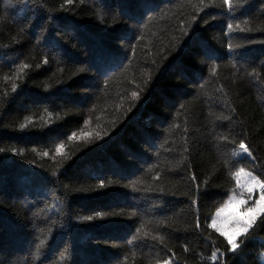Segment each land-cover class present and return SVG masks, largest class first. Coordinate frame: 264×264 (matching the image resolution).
I'll return each instance as SVG.
<instances>
[{"label":"trees","instance_id":"1","mask_svg":"<svg viewBox=\"0 0 264 264\" xmlns=\"http://www.w3.org/2000/svg\"><path fill=\"white\" fill-rule=\"evenodd\" d=\"M241 168L264 0H0V264H262L264 213L235 252L209 227Z\"/></svg>","mask_w":264,"mask_h":264},{"label":"snow or ice","instance_id":"2","mask_svg":"<svg viewBox=\"0 0 264 264\" xmlns=\"http://www.w3.org/2000/svg\"><path fill=\"white\" fill-rule=\"evenodd\" d=\"M67 3H71L72 0H66ZM223 3L228 6L229 9L232 8V0H223ZM195 16H193V20H195ZM206 22V21H205ZM228 28H232V24H228ZM243 31V29H242ZM187 34V33H185ZM46 62V61H45ZM20 68H27V64L19 65ZM13 90L15 91L17 85L13 83L12 85ZM133 97H137V93H132ZM87 123V121H85ZM23 128L24 126L21 125ZM75 137V133L72 136H69L68 139L71 140ZM62 145H58L56 148L57 152H60ZM239 150L242 154L246 157H251L252 153L249 147L245 144L243 140L239 142ZM47 155V153H45ZM244 172V169L241 168L238 172L234 173L237 177V181L239 182L240 174ZM247 180H245L242 187L247 189V192L251 194L255 188H259L260 196L258 199L255 200L253 206L246 208L244 211H232L228 212L227 215H223L226 209H235L238 205L244 204L245 201L243 199H237L235 196L229 199L228 203L223 208H218L216 211V216L211 218V224L209 227L214 228L216 232L220 233L221 236L225 238L227 244L225 246V253L228 251L235 252L236 249L239 247V243L236 237H239L241 234L248 233L249 230L255 225L257 221V217L264 213V180L259 179L257 176L252 175L251 172L246 173ZM261 175H264L262 173ZM195 176L192 177V180H195ZM104 181L100 180V187H104ZM162 191V189H161ZM191 203L196 204V200H192ZM85 220L91 221L93 220L92 216L84 217ZM199 227V221L196 224ZM136 232H140V229L137 228ZM147 235V234H145ZM154 240L162 241L164 238L162 236H154ZM213 259L217 258V252L212 253ZM163 264H169L168 260H164Z\"/></svg>","mask_w":264,"mask_h":264},{"label":"rangeland","instance_id":"3","mask_svg":"<svg viewBox=\"0 0 264 264\" xmlns=\"http://www.w3.org/2000/svg\"><path fill=\"white\" fill-rule=\"evenodd\" d=\"M245 180H247V175L244 172V173H241L240 174V177H239L240 183H239V187H238V195H233L237 199H243L245 201V203L244 204H241V205H238L235 209H226V211H225V213H223V215H227L228 212H232V211H239V212L244 211L246 208L253 206L255 200L258 199V197L260 196L261 193H260V190H259L258 187L255 188L251 194H249L247 192V189L246 188L242 187V185L244 184ZM256 195H258V197H256ZM233 196H231L230 198H232ZM230 198H228L225 201V203L220 208L225 207V205L228 203V201H229ZM215 216H216V212H215V214L212 217H215Z\"/></svg>","mask_w":264,"mask_h":264}]
</instances>
